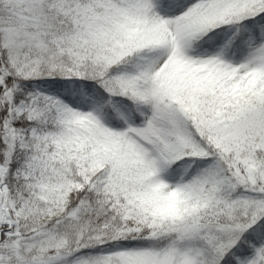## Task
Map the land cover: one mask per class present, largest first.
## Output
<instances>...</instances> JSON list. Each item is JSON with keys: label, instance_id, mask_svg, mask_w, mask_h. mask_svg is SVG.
Here are the masks:
<instances>
[{"label": "snow or ice", "instance_id": "6c2138e0", "mask_svg": "<svg viewBox=\"0 0 264 264\" xmlns=\"http://www.w3.org/2000/svg\"><path fill=\"white\" fill-rule=\"evenodd\" d=\"M0 264H264V0H0Z\"/></svg>", "mask_w": 264, "mask_h": 264}]
</instances>
